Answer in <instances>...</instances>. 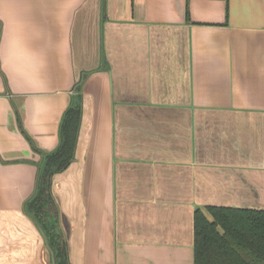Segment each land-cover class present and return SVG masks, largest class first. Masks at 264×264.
Returning <instances> with one entry per match:
<instances>
[{
	"label": "crops",
	"instance_id": "crops-1",
	"mask_svg": "<svg viewBox=\"0 0 264 264\" xmlns=\"http://www.w3.org/2000/svg\"><path fill=\"white\" fill-rule=\"evenodd\" d=\"M72 102L67 264H194L197 208L264 210V0H0V264H57L26 202Z\"/></svg>",
	"mask_w": 264,
	"mask_h": 264
},
{
	"label": "trees",
	"instance_id": "trees-1",
	"mask_svg": "<svg viewBox=\"0 0 264 264\" xmlns=\"http://www.w3.org/2000/svg\"><path fill=\"white\" fill-rule=\"evenodd\" d=\"M80 119V103L72 102L61 121L59 144L43 155L35 192L26 202L27 212L43 230L57 264H67L68 259L52 179L73 160ZM206 210L211 221L201 209L194 212V264H264V210L220 206Z\"/></svg>",
	"mask_w": 264,
	"mask_h": 264
}]
</instances>
